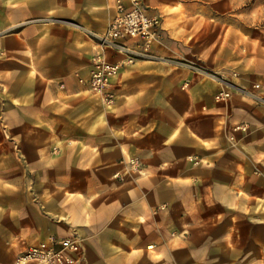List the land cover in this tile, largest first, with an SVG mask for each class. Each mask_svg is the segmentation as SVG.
Here are the masks:
<instances>
[{
	"label": "crops",
	"instance_id": "obj_1",
	"mask_svg": "<svg viewBox=\"0 0 264 264\" xmlns=\"http://www.w3.org/2000/svg\"><path fill=\"white\" fill-rule=\"evenodd\" d=\"M141 2L151 16L168 0ZM114 12L0 0V264L49 235L77 238L79 264H264V101L243 91L264 81L139 56L105 106L81 80L102 52L124 61L101 45Z\"/></svg>",
	"mask_w": 264,
	"mask_h": 264
},
{
	"label": "rangeland",
	"instance_id": "obj_2",
	"mask_svg": "<svg viewBox=\"0 0 264 264\" xmlns=\"http://www.w3.org/2000/svg\"><path fill=\"white\" fill-rule=\"evenodd\" d=\"M156 11L160 40L148 57L177 60L219 86L264 81V0H168ZM259 89L243 91L264 99Z\"/></svg>",
	"mask_w": 264,
	"mask_h": 264
},
{
	"label": "built area",
	"instance_id": "obj_3",
	"mask_svg": "<svg viewBox=\"0 0 264 264\" xmlns=\"http://www.w3.org/2000/svg\"><path fill=\"white\" fill-rule=\"evenodd\" d=\"M114 16L108 23L105 32L100 36L103 50H112L124 54V61H110L105 52L100 53L92 61L88 78L82 81L90 93L98 96L105 106L113 104L115 98L108 90L110 81L126 63H133L134 58L149 56L152 46L160 40V29L157 20L146 14L141 0H114ZM210 77L212 74L205 73ZM218 79V78H217ZM220 82L227 84L224 80ZM187 85L185 82L184 86ZM264 88V82L255 85ZM230 92L221 90L214 95L216 102L228 100ZM255 98L264 101L262 97ZM230 131L246 132V124H234ZM229 139H233L229 135ZM141 162L138 157L132 156L125 161L126 171H139ZM112 177L120 178V172H115ZM80 245L75 237L58 238L49 235L46 240L36 246L29 247L17 255L14 264H79Z\"/></svg>",
	"mask_w": 264,
	"mask_h": 264
}]
</instances>
